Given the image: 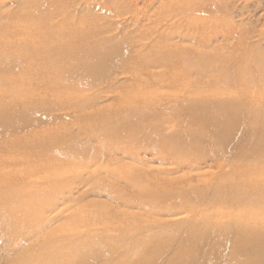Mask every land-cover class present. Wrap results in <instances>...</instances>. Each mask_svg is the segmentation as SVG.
I'll return each mask as SVG.
<instances>
[{"label": "bare ground", "instance_id": "obj_1", "mask_svg": "<svg viewBox=\"0 0 264 264\" xmlns=\"http://www.w3.org/2000/svg\"><path fill=\"white\" fill-rule=\"evenodd\" d=\"M113 3L116 11L136 6L132 1ZM256 3L264 6V0ZM174 5L171 14H183L176 41L165 38L156 41L157 45L141 46L126 37L102 36L105 32L102 28L88 24L86 0H0V264H36L47 258L59 261L56 252L69 249L82 239L101 246L86 247L87 252L76 256L62 253L61 262L148 264L161 253L160 244L166 245L167 239L164 242L153 233L158 224L151 223L147 237L141 242L124 231L125 240L119 242L102 241V236L90 238L86 234L78 239L75 233L50 241L48 254L54 256L34 249L24 257L25 241L35 238L39 242L50 234L47 231L50 220L44 219V215L54 209L55 202L40 203L37 210L24 205L40 202H37L40 187L49 180L41 178L40 173L50 170L55 154L81 152L72 143V131L58 132L55 128L57 119L78 112L82 129L86 121L99 119L137 124L149 114L154 120L159 119L157 124L173 123L176 128L170 142L153 138L147 146L171 154L176 149L177 155L187 157L186 164L198 158L213 162L223 158L224 151L239 148L244 163L227 162V172H218L205 181L182 179L165 187L164 199L180 207L171 217L187 213V217L171 219L165 228L174 231L181 222L194 217L184 229L209 247L213 264H264V201H260V171L252 165L260 162L264 99L255 92H264V50L248 43L242 45L246 34L231 33L219 18L206 17L209 10L228 8L225 1L195 0L187 5ZM175 29L173 34H177ZM219 37L221 45L212 47ZM111 68L130 72L134 93L141 99L137 104L129 103L125 109L106 114L102 109H94L95 98L80 93L74 97L80 85L92 88L102 85L98 82L108 76ZM212 74L216 77L209 80L207 90H198L197 79L189 81L190 76ZM163 99L173 104L164 106ZM144 102L148 113L134 109L144 106ZM178 103L191 112L195 122L198 119L201 123L180 126L178 119L170 121L167 108ZM139 128L129 127V134H142ZM91 129L94 130L87 134L88 138L97 136L96 128ZM102 131L100 135H104ZM200 144L207 146L194 150ZM245 144L253 145V156H248L249 147L246 151ZM250 161L253 163L249 164ZM57 166L64 171L70 162L63 159ZM220 167L217 171L223 169ZM47 174L55 175L54 180L57 178L56 172ZM149 188L152 190V186ZM190 199L206 205L193 209L187 205ZM221 202L229 210L215 214ZM121 247L124 249L119 251ZM131 249L142 255L136 263L124 255Z\"/></svg>", "mask_w": 264, "mask_h": 264}, {"label": "rangeland", "instance_id": "obj_2", "mask_svg": "<svg viewBox=\"0 0 264 264\" xmlns=\"http://www.w3.org/2000/svg\"><path fill=\"white\" fill-rule=\"evenodd\" d=\"M86 1L88 3L86 15L88 24L102 28L105 31L102 36L126 37L129 41H131L130 39L136 41V45L141 44L143 46L146 43L156 44V41L165 38H173L172 40L175 42L180 32V28L179 31L177 28L180 27L183 14L180 15L179 12L171 14L174 11V4L187 5L195 0H119L124 3L132 1V4L136 5L130 6L127 11H116L113 5L114 0ZM221 1H225L228 8L224 7L222 11L209 10L205 12L206 17L219 18L223 26H228L232 31L231 33L240 34L242 32L243 36L246 34L247 39H244L242 45L248 43L252 47L255 46L264 50V6H258L256 0L253 3L252 0ZM246 12L248 13L246 14ZM174 29L177 34L172 33ZM149 31L151 32L149 33ZM221 41L222 38L219 37L213 41L212 47L221 45ZM235 47L239 48L236 45ZM151 71L157 72L158 70ZM213 77H216V74L190 76V80H188L197 79L200 86L198 90L203 91L209 89L207 83L209 80L212 81ZM101 83L103 84L93 88L92 86L80 85L78 89H75L74 97L83 94L91 97V99L95 98L94 109H102L106 114L119 111L121 107L125 109L129 103L134 104L136 102L137 104L141 100L134 93L133 77L130 76V72L111 68L108 71V76L98 82V84ZM150 89L148 91H151ZM137 93L148 94L149 92ZM255 94L260 95V99H264V92L257 91ZM121 96L126 98H121ZM124 99L127 101L122 102ZM142 99L145 101V97ZM162 103L164 106L173 104L170 100L164 99ZM134 109H140L143 111L142 114L146 111L149 112L145 102L144 106ZM67 114L56 120V131H72L74 135L72 143L81 152H74L71 155L61 151V154H55L54 161L49 167L50 170H43L40 173L41 178L49 177V180L44 181L40 187L39 199H37V202H40L34 205L33 202L27 203L24 206L25 208L27 206L34 207L33 210H37L41 206L40 203H46L48 200L55 202L54 209L44 215V219L50 220V226L47 229L50 234L47 239L39 242H35V238H29L25 241L23 245L24 257L27 258V255L34 249L46 251V256H54V254H48L50 241L65 238L66 235L72 236L75 233L74 237L78 239L86 234L91 236L90 238L102 236V241L114 240L116 242L125 240L122 233L124 231L133 236L135 241L141 242L142 238L144 239L148 235L149 224L154 223V226L158 224V228L153 230L154 235L157 238L161 236L160 238H163L164 242L167 239V243L166 245L165 243L160 244L158 248H160L161 253L152 257L148 264H213L212 251L209 247L196 237H192L188 234V230L184 229L185 224L194 220V217L181 222L180 227L174 231L169 227L165 228L171 219L187 217V213L182 212L179 216L172 218L171 216L177 214V208L180 207L174 202L165 200L163 192L165 187L176 184L182 179L205 181L218 172L225 173L228 171L226 165L229 161L231 163H244V160H241L242 158L239 156V148L237 150L230 148L227 150L228 152L224 151L225 156L213 162H204L203 159L198 158L186 164L184 162L187 161V157L177 155L179 153H176V147H173L175 154H171V151L162 150L158 152L156 149L153 150L147 146V142L152 141L153 138L170 142L176 128L173 123L157 124L159 119L154 120L149 114L137 124L134 121L113 119V121L104 122L103 119H99L98 121L92 120V122L86 121V126L82 129L81 124L83 122L79 117V112ZM167 114L170 121L178 119L180 126H185L187 123L197 126L201 123L198 119L195 122L190 116L191 112L180 103L167 108ZM92 126L96 128L95 131H98L96 132L97 136L95 134L94 137L88 138L87 134L94 130L91 129ZM137 126L140 127L139 130L142 129L143 133L135 136L132 134L131 136L129 127L131 129ZM100 130H103L104 135H100ZM263 133L264 123H261L259 164H252V161L248 162L260 171V201H264ZM199 146H194V150L207 146V144H200ZM250 146L245 144L244 148L248 151L247 148L249 147L247 154L253 156L255 150L252 148L253 145ZM177 149L181 150L182 147ZM63 159L70 162V167L64 171L57 168L59 161ZM220 166L223 169L217 171L221 168ZM55 172L57 175L55 180V175L50 177L47 174H55ZM65 175L70 177L62 180L61 178ZM115 175H118L119 179ZM52 179L54 183H52ZM150 186H152V190L149 188ZM187 205L193 209H200L201 206L199 205L205 206L206 204L198 203L197 199H190ZM227 210H229L228 206L221 202L218 203L215 214H222ZM261 210L262 208H260ZM86 242L84 239L78 240L69 249L62 250L58 254L56 252L59 261L54 258H47L44 261H37L36 264H71L70 262H61L62 253L76 256L81 252H87L85 251L86 247L87 249H99L101 246V243ZM152 246L153 244H151ZM123 249L124 247H121L119 251ZM124 255L131 257L133 263L142 258L137 249L127 250ZM151 255L149 254V256Z\"/></svg>", "mask_w": 264, "mask_h": 264}]
</instances>
